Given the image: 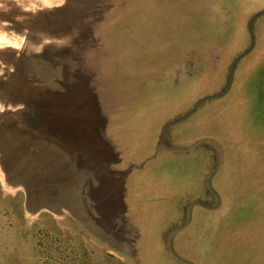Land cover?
I'll return each mask as SVG.
<instances>
[{"label": "rangeland", "instance_id": "obj_1", "mask_svg": "<svg viewBox=\"0 0 264 264\" xmlns=\"http://www.w3.org/2000/svg\"><path fill=\"white\" fill-rule=\"evenodd\" d=\"M0 3L31 41L57 38L0 52L13 106L0 113V264H179L167 239L192 203L217 204L220 152L154 156L170 123L225 91L264 0H67L35 16ZM254 32L229 93L169 133L179 150H223L220 206L195 207L173 239L194 264H264V15ZM31 150L48 165L34 183L20 170Z\"/></svg>", "mask_w": 264, "mask_h": 264}, {"label": "water", "instance_id": "obj_2", "mask_svg": "<svg viewBox=\"0 0 264 264\" xmlns=\"http://www.w3.org/2000/svg\"><path fill=\"white\" fill-rule=\"evenodd\" d=\"M263 15H264V10L256 13L251 18V20L249 22V25H248V31H249V35H250V39H251L250 46H249L248 49H246L244 52H242L240 55H238L234 59V61L232 62L230 70H229L228 85H227V88L225 89V91H223L222 93H219V94L207 96V97L199 100L188 113H186L185 115L181 116L180 118H178L175 121H173L172 123H170L167 126V128H166V130L164 132L161 146H160V148L158 149L157 153L154 156V157H156L161 149H167V150H169L171 152H174V153H186V152L192 151L193 149L199 147L201 144L206 143V142H210V143H213L214 145H216L218 147V149H219V152H220V163H219L218 167L213 171V173L211 174V176L209 177L208 182H207L209 190L217 198V204L214 207H208L207 205H205V204H203L202 202H199V201L192 203L189 206L188 211H187V220H186V222L183 225H181L180 227H177L176 229H174L170 233V235H169V237L167 239V247H168V250H169L170 254L173 256V258L175 260H177L181 264H194V263H191L189 261L184 260L183 258H181L175 252V250L173 248V239L178 234H180L181 232L186 230L191 225L192 218H193V209L195 207L199 206V207H203L205 209L214 210V209H217L220 206L221 198H220V196L217 194V192L213 188V179L216 176V174L218 173V171L220 170L221 165L223 163V150H222L221 146L218 143H216L215 141L210 140V139H203L201 141H198L196 144H194L193 146H191V147H189L187 149L179 150V149H176V148H174L173 146H171L169 144V140H168L169 133H170L171 128L174 125H176L178 122H180L182 120H185V119L189 118L191 115H193L203 103H205V102H207L209 100L222 98V97L226 96L229 93V91L231 90L232 85H233V79H234V74H235V70H236L237 65L239 64V62L242 59H244L245 57L250 55L253 52V50L255 49L257 40H256L255 32H254V26H255L256 21Z\"/></svg>", "mask_w": 264, "mask_h": 264}, {"label": "clouds", "instance_id": "obj_3", "mask_svg": "<svg viewBox=\"0 0 264 264\" xmlns=\"http://www.w3.org/2000/svg\"><path fill=\"white\" fill-rule=\"evenodd\" d=\"M67 0H14L17 8L20 9L22 13L31 14L33 16L44 12L51 11L57 8H61L65 5ZM0 10L7 11L3 3H0ZM25 17L18 15L15 17L17 23H22ZM32 35L29 29L25 28L22 32H17L12 26L11 22L8 20H0V52L11 49L17 54L24 52L26 48L29 51L37 55L42 54L45 46L53 43L57 38L50 37L46 33H36L35 36L38 43L31 41L29 36ZM7 67L0 62V68ZM9 71H15L14 67H9ZM4 72L0 70V76H3ZM6 110H13L12 105H5L4 102L0 101V113Z\"/></svg>", "mask_w": 264, "mask_h": 264}, {"label": "crops", "instance_id": "obj_4", "mask_svg": "<svg viewBox=\"0 0 264 264\" xmlns=\"http://www.w3.org/2000/svg\"><path fill=\"white\" fill-rule=\"evenodd\" d=\"M25 152V151H24ZM36 153L37 151H30V155L28 158L29 161V165L27 166V159L25 156V153L22 155V160H21V166H20V170L21 168H23L24 173L29 176L30 182L34 183L37 181H34V176L37 177L35 171H37V169L40 167L41 170L39 171V177L43 178V177H48V165H46L43 162H39L38 158L36 157ZM33 155H34V159H33ZM121 162V161H120ZM29 167V168H28ZM22 171V170H21Z\"/></svg>", "mask_w": 264, "mask_h": 264}, {"label": "trees", "instance_id": "obj_5", "mask_svg": "<svg viewBox=\"0 0 264 264\" xmlns=\"http://www.w3.org/2000/svg\"><path fill=\"white\" fill-rule=\"evenodd\" d=\"M217 19H218V18H217ZM217 19H216V20H217ZM215 24H216V25L219 24L218 20H217V22H216ZM208 144L213 145V144H211V143H208ZM213 146H214V145H213ZM214 147H215V146H214ZM215 149H218V148L215 147ZM177 236H178V235H177ZM176 261H177V260H176ZM177 262H178V261H177ZM178 263L181 264L180 262H178Z\"/></svg>", "mask_w": 264, "mask_h": 264}]
</instances>
